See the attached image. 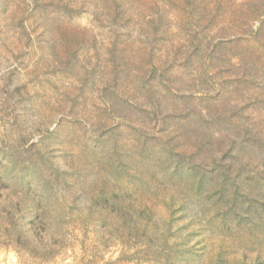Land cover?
Returning <instances> with one entry per match:
<instances>
[{
	"label": "rangeland",
	"instance_id": "374dc122",
	"mask_svg": "<svg viewBox=\"0 0 264 264\" xmlns=\"http://www.w3.org/2000/svg\"><path fill=\"white\" fill-rule=\"evenodd\" d=\"M0 264H264V0H0Z\"/></svg>",
	"mask_w": 264,
	"mask_h": 264
},
{
	"label": "trees",
	"instance_id": "16d2710c",
	"mask_svg": "<svg viewBox=\"0 0 264 264\" xmlns=\"http://www.w3.org/2000/svg\"><path fill=\"white\" fill-rule=\"evenodd\" d=\"M142 219L139 220V219H134L133 217L131 216H128L127 217V224L129 225V233H128V238L131 239L133 237H137L139 235V232L137 231H140L137 227L140 224L139 221H146L147 222V219L145 217H141ZM143 223V222H142ZM143 227V226H142ZM134 231V232H133ZM143 235V237L145 236L146 238H148V233H146L144 230L143 232L141 233ZM189 252H193L192 250H188L187 253ZM162 253H160L159 255H161Z\"/></svg>",
	"mask_w": 264,
	"mask_h": 264
}]
</instances>
